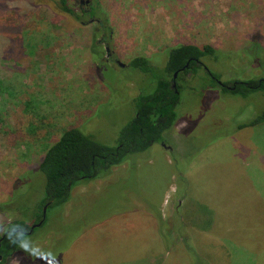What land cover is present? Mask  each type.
<instances>
[{"label":"rangeland","instance_id":"rangeland-1","mask_svg":"<svg viewBox=\"0 0 264 264\" xmlns=\"http://www.w3.org/2000/svg\"><path fill=\"white\" fill-rule=\"evenodd\" d=\"M89 1L91 11L83 14L87 6L68 0L77 22L32 10L33 0H0L6 3L0 24L11 15L10 27L20 25L17 34L24 35L22 47L13 29L0 35L8 46L0 51V204L18 210L0 213V226L13 217L22 228L35 225L45 195L35 166L63 129L75 126L117 144L135 113L133 96L156 87L154 74L128 65L132 58L147 57L161 77L171 47L209 44L221 55L202 61L220 81L264 79V0ZM178 84L179 119L165 141L129 154L107 178L75 187L72 200L49 211L2 264H99L103 257L107 264H199L185 235L208 264H264V123L236 128L264 110V89L232 94L203 69ZM30 106L50 122H40ZM20 129L29 133L21 141ZM202 205L212 211L206 231L198 227ZM113 217L119 219L112 223Z\"/></svg>","mask_w":264,"mask_h":264},{"label":"trees","instance_id":"trees-1","mask_svg":"<svg viewBox=\"0 0 264 264\" xmlns=\"http://www.w3.org/2000/svg\"><path fill=\"white\" fill-rule=\"evenodd\" d=\"M5 5L6 3L4 2L0 3V17L4 15V10L2 9L5 8ZM31 7H33L32 10L35 8L50 10L51 12L53 10L56 14H64L67 17H71L74 21L81 22L79 13L69 6L68 0H33ZM12 10L14 11L15 7H13ZM81 12L83 13L82 9ZM10 19L11 15H6L4 26L0 24V35H3L2 30H4L6 26L8 29H13L12 35L13 37L16 36V39H20V45L22 47L24 44V35L20 36L17 34L21 32L20 25L11 28L10 25H13V23ZM102 24L103 23H101V25ZM103 25L104 28L105 26L107 28V22ZM108 31H110L109 28ZM100 43L103 47L102 40H100ZM3 45L4 42H0V51L8 48V46ZM9 48L17 50L13 46ZM218 53L220 54V50L209 44L197 46L191 43H178V45L169 49L165 65V74L161 77L155 75L153 71L154 66L151 65L147 57L137 56L132 58L128 63L129 66L139 69L145 74H154L153 76L156 81L155 90L152 93L144 94L137 91L133 96L136 102L135 113L130 121L120 129L118 142L114 146L101 143L91 134L84 133L75 126H69L63 129L53 143L52 140L47 143V146L48 144L51 145L45 148L41 160L37 166H35L45 177V195L40 202V209L36 213L34 224L44 218L40 225L42 226L48 219L47 216L49 211H53L56 207L66 206L72 200V190L75 187L86 185L89 181L107 178L114 167L121 166L127 162L126 157L129 154L145 153L152 144L164 142V134L172 129L179 119L176 112V107L180 99L181 85L178 84L179 80L198 77L200 75V69H203L206 71L213 85L219 86L221 89L229 91L232 94L248 96V94L254 91L264 89V80L262 78H246L242 80L231 79L226 82L221 81L222 84H219L217 81L220 80V77L212 74L194 61L195 59L203 60V58L207 56L217 58ZM103 57L104 52L100 60H104ZM187 62L188 67H184ZM176 71L178 73L174 78L173 74ZM3 96L4 95L1 97L3 98ZM30 107L35 116H39L40 122H50L49 116L43 117V114H41L37 108ZM262 123H264V110L238 123L236 128L253 127ZM16 134L21 141L29 133H23L20 129L17 130ZM131 166H133L132 163ZM179 173L178 178L182 183L183 176L180 171ZM45 206L46 210L43 212ZM202 206L204 224L198 227L200 230L206 231L210 228L212 211L206 206ZM2 212H9V210L6 206L4 207L0 204V213ZM10 212L18 215V210L16 209ZM21 226L19 218L13 217L11 222L3 226L8 229V232L2 235V229H0V238H2L0 242V264H2V262L6 263L11 256L16 255V253L22 249V240L24 237L31 235L36 228L40 227L34 226V228L31 229L32 226L24 228ZM18 229L25 232H18ZM185 236H182V241L185 242L192 256L197 259L199 264H208L206 260L203 261V257L199 252L192 249L189 245L190 241ZM24 251L32 252L35 250L30 248ZM58 263H60V261L52 259V261H46L44 264Z\"/></svg>","mask_w":264,"mask_h":264},{"label":"flooded vegetation","instance_id":"flooded-vegetation-1","mask_svg":"<svg viewBox=\"0 0 264 264\" xmlns=\"http://www.w3.org/2000/svg\"><path fill=\"white\" fill-rule=\"evenodd\" d=\"M79 3L82 5V4H84L85 6H87V7H83V14H88L90 11H91V5H90V1L89 0H79ZM92 21H96V22H99V20L98 19H95V18H90L89 19V21L88 22H92ZM107 49H106V51H107V53H108V47H106ZM197 64H200L203 68H205L204 67V63H203V61L201 60V59H195L194 60ZM184 67H188V62L184 65ZM177 72V71H176ZM175 73V72H174ZM178 73V72H177ZM176 76H177V74H176ZM175 76V77H176ZM173 77H174V74H173ZM174 77V78H175ZM174 86V85H173ZM156 144V143H155ZM154 144H152V146H153ZM151 146V147H152ZM162 146L164 147V148H166L167 146H165V145H163V143H162ZM0 229H2V235H3V233H6V232H8V229H6V228H4L3 226H1V228ZM1 239L2 238H0V242H1Z\"/></svg>","mask_w":264,"mask_h":264},{"label":"crops","instance_id":"crops-1","mask_svg":"<svg viewBox=\"0 0 264 264\" xmlns=\"http://www.w3.org/2000/svg\"><path fill=\"white\" fill-rule=\"evenodd\" d=\"M136 215H138V214H136ZM155 216H156V215H155ZM113 219H115V220H111L112 223L115 222L116 220H118L119 218H118V217H117V218H116V217H113ZM159 219L161 220V222H162V221L165 222V218H164L163 214L161 215V218H159ZM108 221H110V220H108ZM108 221H107V222H108ZM107 222H106V223H107ZM150 223L152 224V220H151V218H150ZM101 227H102V228H101ZM106 227H107V226H106ZM106 227H105L104 223H103L102 225L100 224V225L97 226V228H99V229L101 228L100 230H103V229H105ZM90 229H91V228H85V230H84V233H85L84 238H86V237L88 236V231H89ZM119 249H121V248H119ZM68 252H69V251H68ZM107 263H108L107 258H104V257L102 258L101 262H99V264H107Z\"/></svg>","mask_w":264,"mask_h":264},{"label":"water","instance_id":"water-1","mask_svg":"<svg viewBox=\"0 0 264 264\" xmlns=\"http://www.w3.org/2000/svg\"><path fill=\"white\" fill-rule=\"evenodd\" d=\"M116 62H117V64H118L120 67H125V66H126V64H124V63H122V62H120V61H116ZM176 74H177V72L174 73V77L176 76ZM263 80H264V79H263ZM217 82H218L219 84H222V82H221L220 80H218ZM45 210H46V206L43 208V212H45ZM43 220H44V218H42L39 222H37L35 225H33L31 229H33L34 226H40V225L42 224ZM18 232H25V231H23V230H21V229H18ZM0 262H1V256H0Z\"/></svg>","mask_w":264,"mask_h":264}]
</instances>
